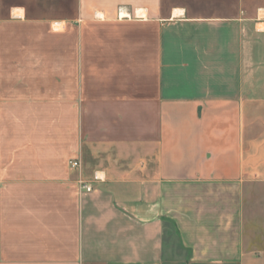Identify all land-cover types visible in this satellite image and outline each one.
Returning <instances> with one entry per match:
<instances>
[{
  "label": "crops",
  "instance_id": "obj_1",
  "mask_svg": "<svg viewBox=\"0 0 264 264\" xmlns=\"http://www.w3.org/2000/svg\"><path fill=\"white\" fill-rule=\"evenodd\" d=\"M0 264H264V0H0Z\"/></svg>",
  "mask_w": 264,
  "mask_h": 264
},
{
  "label": "built area",
  "instance_id": "obj_2",
  "mask_svg": "<svg viewBox=\"0 0 264 264\" xmlns=\"http://www.w3.org/2000/svg\"><path fill=\"white\" fill-rule=\"evenodd\" d=\"M70 163H71V166H73V167L79 166L78 160H72ZM80 185H81V188H83V189H85L87 191L91 190V185L89 183H87V182L80 181Z\"/></svg>",
  "mask_w": 264,
  "mask_h": 264
}]
</instances>
